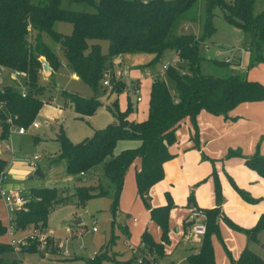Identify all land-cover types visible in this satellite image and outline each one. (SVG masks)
<instances>
[{"label":"trees","instance_id":"obj_1","mask_svg":"<svg viewBox=\"0 0 264 264\" xmlns=\"http://www.w3.org/2000/svg\"><path fill=\"white\" fill-rule=\"evenodd\" d=\"M197 0H0V71L3 68L21 71L29 87L27 96L13 85L0 84V100L6 102L7 111L17 125L29 126L36 120L44 101L41 98L44 87L40 83L43 68L40 56L46 57L54 70L62 61L46 42L51 37L57 42L63 58L80 79L90 85L95 95L84 97L78 93L63 91L80 118L92 115L102 102L98 98L105 71L115 67L114 59L119 56L149 53L153 58L145 67L155 66L169 50H175L181 60L182 74L175 66H170L166 78L158 77L152 82L149 115L144 121L129 119L135 107L129 100L125 111L120 109L118 98L108 108L118 119L116 123L97 129L92 137L74 143L61 129L58 140L61 152L57 159L66 161L70 174L83 175L102 164L105 175L115 184L113 213L119 207L120 195L128 169L136 168L138 194L149 207L152 222L160 227V237L156 240L147 228L139 247L143 258L157 259L167 254L170 243V217L175 202L169 198L167 204L153 207L151 189L165 175L164 165L175 155L171 147L180 142V130L189 123L190 147L200 148L201 129L199 115L206 111L224 118H234L231 112L240 104L264 100V85L242 77L230 62L204 57L200 53L201 43L216 32L215 10L223 11L224 19L251 35L250 48L256 54L255 60L264 59V9L255 12L257 0H206V17L200 36L193 33H176L175 27L185 17ZM94 8L76 9V4ZM192 21L195 18H190ZM57 22L72 24V32H59ZM188 29L187 26L185 30ZM100 40H108V52L103 53ZM259 55V56H258ZM209 62L223 68L222 74H212L203 70ZM237 65V64H235ZM144 66V65H143ZM112 90L118 94L125 89L123 80H116L113 70ZM168 78V80H166ZM176 91L172 92L169 82ZM104 90V89H103ZM2 134L0 141L9 136L10 125L7 114L0 112ZM137 139L135 147L114 153L122 140ZM240 157L245 165L264 178V154L257 149L252 155L244 156L240 150H230L226 158ZM215 206L200 208L191 195L189 209H203L206 214V232L202 237L199 251L187 256V264H217L213 237L220 235V220L226 218L223 211V193L219 172L215 166ZM9 161L0 157V174L7 169ZM225 165H223V169ZM246 199L250 196L240 190ZM109 191L102 184L76 185L74 196L79 206H84L94 197L106 196ZM30 198L26 208L15 218L16 231L29 233L35 229H47L51 213L59 205L70 202L69 196L62 195L56 187H31L26 192ZM190 222V221H189ZM185 220L184 225L191 224ZM234 225V224H233ZM264 229V214L252 228L245 229L248 240H256ZM7 226L0 218V264H20L12 246L1 238L6 235ZM38 244L30 241L23 247L25 252H37ZM110 259V256L107 258ZM104 252L94 257L83 258L82 264H103ZM114 264H136L133 259H119L116 253L111 258ZM140 264H152L149 259ZM232 264H264V259L246 246Z\"/></svg>","mask_w":264,"mask_h":264},{"label":"rangeland","instance_id":"obj_2","mask_svg":"<svg viewBox=\"0 0 264 264\" xmlns=\"http://www.w3.org/2000/svg\"><path fill=\"white\" fill-rule=\"evenodd\" d=\"M73 7L76 9L94 10V8L85 6L82 3ZM263 9L264 0H257L255 12L258 13ZM205 17L206 0H197L186 16L179 20L174 30L176 33L185 32L200 36ZM190 18H195V20L192 21ZM62 26L60 27L65 29L64 27H68L69 24L66 23ZM186 26L188 29L185 30ZM214 26L216 27V32L212 37L204 41L210 45V48L206 49L201 43V55L219 60L230 58L232 62L240 63L237 66L234 65V70L242 77L264 85V59L255 60L257 56L250 49L252 47L251 35L229 24L223 17V11L219 8L215 10ZM45 40L62 61L63 53L58 50L57 42L49 36ZM99 42L102 52L107 53L109 41L100 40ZM218 44L223 50L221 54L215 55ZM262 55H264V46ZM126 58H140L143 64L136 66L138 62H133L130 59L126 63L120 61L121 63L119 64L121 66H116L115 64L113 70L116 80L122 81L124 79L125 89L118 94V92H113L112 88L108 87L112 95L109 97L104 96L106 92L103 90L105 87L102 83L103 89L98 93V98L103 105L92 115L83 116L82 118L78 116L73 106L69 105L67 108L64 106L65 96L63 91L66 90L78 93L84 97H91L95 95V92L90 85L81 79H74L71 70L64 67L58 70L52 78H46L41 75L40 83L45 86L41 98L48 106L43 108L42 112L44 115L38 114L36 118L40 128L29 127L25 135L11 133L12 139L9 140V133V136L3 139L1 147L3 157L10 162L12 161V155L5 150L4 142L7 141L12 144L23 173L22 177H19L15 172L8 169L7 176L9 179L7 178V180L13 183V186L23 192H27L31 187L54 186L62 195L69 196L72 199L68 204L57 206L49 217L48 226L53 229L55 234L63 235L61 239L64 241L62 242L60 239L58 241L55 238L56 245H54L52 250L40 249L37 243L39 249L37 252H25L23 254L24 264H82L83 258L94 257L101 251L106 254V260H104L103 264H114L111 260L114 253L119 259H133L136 264H139L137 263L139 258L143 260L149 259L152 264H170L171 257L168 255L157 259H153L150 256L143 258V254L139 250L144 231L149 228L156 236L160 233V227L152 222L149 207L138 194L134 165L127 171L124 187L120 195L119 207L114 214L113 200L116 186L105 175L102 164L95 166L85 175H74L67 171L65 160L57 159L61 152V144L58 140V134L61 129L74 143L92 137L97 129L105 128L118 121L108 108V105L117 98L120 109L123 111L127 109L129 100L132 102L135 107L132 120L144 121L147 119L153 77L152 75L146 76L142 69L146 68L145 65L149 63V59L153 58V55L149 53L128 54ZM172 61L175 62V67L182 73L183 68L179 65L182 62L176 55L175 50L167 51L161 61L152 67V70L155 71H150L152 73L158 72L163 64ZM126 70H128L127 75ZM203 70L218 75L224 73L223 68L209 62L204 63ZM120 72H123L125 76L119 77ZM130 77L142 78V87L139 95L143 101L140 103H137V94L131 89L132 81ZM110 79L112 80V78ZM168 82L171 91L175 92L174 84L170 81ZM50 84H55L56 88H49L51 87ZM56 106L64 107L62 116L57 118L54 112L52 113V110H54L52 108ZM45 112H49V115ZM208 114L211 116V120L217 123L212 124L210 122V125L222 133L219 140H225L221 145L223 150H220L219 146L217 147V150L223 155L219 154L216 157L219 158L217 160L208 151L205 150L203 152L200 148L186 150L183 154H180L182 152L180 151L177 160L173 161L175 159L173 158L168 161L164 178L153 190L151 189V205L153 207L165 205L171 197L176 204L175 213H179L189 209L188 204L191 200V195H194L196 203L198 204L199 202L201 204V206L198 204L200 208H212L208 205L211 199V189H213L212 194L214 193L213 197L215 200V182L212 177L214 159L216 160L215 166L220 175L219 179L224 195L223 211L231 221L230 223L226 218H222L220 220L221 238L213 237L217 264H232V258H237L243 248V243L247 244L250 249L264 259V229L258 233L256 240H248V235L245 232V229L254 227L260 216L264 214V180H252L246 176L245 172H240L237 176L236 173H228L226 171L227 165L225 164H228L229 159L222 160L227 157L230 150H239L237 148L243 150L244 156H249L257 149L263 154L264 100L245 103L237 107L234 115L239 118L233 116L234 118L226 119L212 113ZM202 121L203 124H207L206 120L202 119ZM1 123L0 120V136L2 134ZM182 130L186 133L187 128L184 126ZM139 143L140 141L137 139L122 140L114 153L116 154L125 148L135 147ZM35 154H38L40 159L36 160V166H32L30 161ZM223 165H225L224 169ZM93 184H102L109 191L108 195L94 197L88 200L84 206H79L78 200L74 196L76 185ZM240 190L246 192L251 199H246ZM78 218H82V222L75 224V220ZM187 219L186 217L185 220ZM94 226L97 227V231H93ZM66 227H71L73 231L71 233L65 232ZM182 227L184 231L182 235L185 236L187 234L188 237L180 242L174 253L175 264H187V256L192 253L189 247L199 249L201 246L199 240L195 239L193 234H189L191 224L184 225L183 223ZM49 231L51 232V230ZM172 231L171 227V241L166 245V248L172 243ZM24 234L25 232L21 231L20 235L16 236H23ZM66 237L69 239L65 240ZM59 243H61L62 247H60ZM131 246H134V248L132 249ZM65 250H68L71 256L64 255ZM109 256L110 259H107Z\"/></svg>","mask_w":264,"mask_h":264},{"label":"crops","instance_id":"obj_3","mask_svg":"<svg viewBox=\"0 0 264 264\" xmlns=\"http://www.w3.org/2000/svg\"><path fill=\"white\" fill-rule=\"evenodd\" d=\"M66 23H68V22H57L56 23V25H55V27H56V29L59 31V32H62V33H64V34H69L68 32H72V24H70V23H68L69 24V26L68 27H64L65 29H63V28H61V27H63L62 25L63 24H66ZM61 26V27H60ZM47 42V41H46ZM218 47L216 48V50H215V55H218L217 54V52H218V50H219V48H221L220 47V44H218L217 45ZM210 48V47H209ZM58 50H60L61 51V48H60V46L58 45ZM176 55L178 56V54L176 53ZM126 56L127 55H123V56H119V57H116L115 59H114V63L116 64V66H121V64H119V63H121L120 61H122V63H126V61L128 60L129 61V59L130 60H133V62H138L137 64H136V66L137 65H139V64H143L142 63V61H141V59L140 58H126ZM44 57V56H43ZM45 59H46V57H44ZM64 58L62 57V63H61V65H60V67L57 69V70H54L53 68H52V66L50 65V70H48V71H45V70H43V71H41L42 72V76H44V77H46V78H49V77H53L54 76V74L56 73V72H58V70H60L61 68H66V69H69V70H71V72H72V76H73V78L74 79H80V76L75 72V71H73L69 66H67V64H66V62H65V60H63ZM152 58H150L149 60H151ZM47 60V59H46ZM175 60V59H174ZM173 62V61H172ZM50 64V63H49ZM235 64H240V63H236V62H232V67H233V69H234V65ZM237 65H235V66H237ZM151 68V69H150ZM143 71H144V73H145V75L146 76H150L149 75V73L151 74L152 72L151 71H155V70H152V67H146V68H144V69H142ZM151 70V71H150ZM157 71V70H156ZM148 72V74H146ZM127 73H128V70H126V75H127ZM142 73V72H141ZM156 73V72H155ZM130 79H131V89H132V86H133V84H137L138 86H140V89H141V87H142V78H140V77H138V78H131L130 77ZM25 80V77L23 76V75H21V76H17L16 74H15V71H12V70H10V69H3L2 71H1V73H0V84H8V85H13V86H18V85H21V83L23 82ZM124 80V79H123ZM41 85H43V84H41ZM44 86V85H43ZM50 86L51 87H49V88H52V89H54V88H56L55 87V84H50ZM104 87H105V94L106 95H104V96H110V95H112V94H110V92H109V88L107 87V86H105L104 85ZM46 89H48L47 87H46ZM65 91V90H64ZM69 92V91H68ZM72 93H75V92H72ZM138 95L139 94H137V97H138ZM65 96V95H64ZM114 101V100H113ZM136 101H137V103H140V102H142L143 101V99L141 100V101H138L137 100V98H136ZM247 103H251V102H247ZM44 104H45V102H44ZM65 105V107L67 108V106H69V105H71V106H73V104L71 103V100L67 97V96H65V103H64ZM243 104H245V103H242V104H240V105H243ZM53 105V104H52ZM240 105H238L237 107H239ZM46 106H48V104H45L42 108H41V110H40V112H39V114H41V115H44L43 114V108L44 107H46ZM236 107V108H237ZM74 108V107H73ZM236 108L231 112V116L233 117H236V118H239V117H237V116H235L234 114H235V110H236ZM52 109H54V110H52V113L54 112V115H55V117L57 118V117H60V116H62V113H63V110H64V107L63 106H56L55 108H52ZM135 112V111H134ZM133 112V113H134ZM47 115H49V112H45ZM133 113H131L130 115H129V119L130 120H132L133 119V117H132V115H133ZM209 112H206V111H203V112H201L200 113V115H199V118H198V120H199V125H200V129H201V142L203 143V145H202V147H201V150L203 151V152H205V150L206 151H208V153L211 155V156H213L214 158H216L217 156H219V154L220 155H223L221 152H219L218 150H217V147L219 146V149L221 150L223 147H221V145L223 144V142L225 141V140H219V139H221V136H222V133L221 132H219V131H217V130H215L214 128H213V126H211L210 125V122L212 123V124H215L214 123V121H212L211 119V116L208 114ZM148 115H149V109H148ZM223 117V116H222ZM148 118V117H147ZM202 119H204V120H206V122H207V124L206 123H204L203 124V121H202ZM225 122H226V120H225ZM227 122H229V121H227ZM217 124V123H216ZM228 125V124H227ZM186 128H187V131H186V133L185 132H183V130L181 129L180 130V132H179V134H180V142L178 143V144H175V145H173L172 147H171V151H172V153H174V157L173 158H175L173 161H175V160H177L178 158H179V152L180 151H182L180 154H183L186 150H189V149H192L191 147H190V140H189V138H190V128H191V126H190V124L189 123H187V124H185L184 125ZM217 126V125H216ZM37 128H40V124H39V127H37ZM183 128V127H182ZM188 132V133H187ZM13 134H18V133H13ZM13 134H12V136H13ZM26 134V133H25ZM25 134H19V135H25ZM10 138L12 139V137L10 136ZM203 140V141H202ZM255 140V139H254ZM218 141H220V142H218ZM2 142L3 141H0V144H1V147H2ZM5 143V142H4ZM260 147H261V145H260ZM237 149H239V150H241L242 151V153L243 154H245L244 152H243V150L241 149V148H237ZM223 150V149H222ZM251 151H252V149H251ZM251 151H248V152H251ZM190 152V151H189ZM262 152H263V154H264V147H262ZM14 153H15V151H14ZM253 154V153H252ZM252 154H250V155H252ZM12 155V154H11ZM38 155V154H37ZM247 155V154H246ZM249 155V156H250ZM172 158V159H173ZM40 159V158H39ZM217 160L219 159V158H216ZM167 163H168V161L165 163V165H164V170L166 169V166H167ZM225 165H227L226 166V168H227V172L228 173H236V176L240 173V172H245L246 173V176H248L250 179H252V180H255V179H257V181H259V179H261L262 181L264 180V178H262V177H260L259 176V174L256 172V171H254L253 169H251L250 167H248L247 165H245L244 163H243V161H242V158H240V157H233V158H231V159H229V161H228V164H225ZM20 166H21V164H19L18 163V160H17V156H16V153L14 154V156H12V161L10 162L9 161V164H8V169H9V171H13V172H15V174L17 175V176H19V177H22V170L20 169ZM136 169V168H135ZM136 171V170H135ZM248 171H251V172H248ZM136 173V172H135ZM83 175H85V174H83ZM9 179V178H8ZM8 181V180H7ZM158 184V183H157ZM157 184L156 185H154L153 186V188H152V190L157 186ZM7 185L8 186H11V187H16V186H13V183H11L10 181H8V183H7ZM17 188V187H16ZM30 190V189H29ZM28 190V191H29ZM212 192H213V189H211V199H210V203H209V207H214L215 206V200H214V193L212 194ZM254 192V191H253ZM153 193V192H152ZM197 202H198V199H197ZM198 204L201 206V204L198 202ZM176 209L177 208H174V210L172 211V213H171V217H170V224H171V222H172V224H171V227H172V229H173V231H172V243L168 246V248H167V254H168V256L169 257H171V260L169 261V263L170 264H173L174 263V253L176 252V250H177V248L179 247V245H180V242H182L183 240H185L188 236H187V234L185 235V236H183L182 235V233L184 232L183 231V227H182V225H183V223H184V220L186 219V217L188 218V216H189V213H190V211H191V209L189 210V209H185V210H183V211H180L179 213L177 212V213H175L176 212ZM6 217H7V213H6V210H5V207H4V204H3V202L2 201H0V218H1V220L4 222V223H6ZM187 221H188V219H187ZM175 222V223H174ZM177 222V223H176ZM49 223V222H48ZM48 230H51V232H53V234L56 236V239L58 240V239H60L61 241H62V239L61 238H63V235H57V234H55V232L53 231V229H51V227L50 226H48V228H47ZM160 231V230H159ZM20 233H21V231H16L13 235H20ZM24 233V232H23ZM152 234L154 235L155 233L152 231ZM182 235V236H181ZM12 235H10V234H8V233H6V235H4L2 238H1V240H3V241H5V242H8V240H9V238L11 237ZM65 236H67V235H65ZM179 236H181V237H179ZM154 237H155V239L156 240H159V237H160V233L158 234V235H154ZM8 238V239H7ZM243 239V238H242ZM59 241V240H58ZM60 241V242H61ZM199 243L201 244V241H199ZM245 245V246H244ZM246 246H248L247 244H242V250L240 251V253H239V255L237 256V258L240 256V254H241V252L243 251V249H244V247H246ZM189 249H191V251L190 252H197V251H199V249L198 248H194V247H189ZM44 256V255H43ZM167 256V257H168ZM216 261H217V258H216ZM175 264V263H174Z\"/></svg>","mask_w":264,"mask_h":264},{"label":"built area","instance_id":"obj_4","mask_svg":"<svg viewBox=\"0 0 264 264\" xmlns=\"http://www.w3.org/2000/svg\"><path fill=\"white\" fill-rule=\"evenodd\" d=\"M202 44L206 49L210 47V45L207 42H202ZM222 50H223L222 47L219 48L217 54H221ZM225 61L230 62L232 64V60L230 58H226ZM175 65H176L175 62H166L165 64H163L162 68H160L158 72L151 74L149 73V75H152L153 81L158 77L164 78L166 76L169 67ZM43 70L44 69L42 68L41 71ZM112 73L113 70L111 68L107 69L105 71V78L103 80V84L110 88H112L113 86L112 80L110 79L113 78ZM184 73H185V69H183L182 71V74ZM15 74L17 76L23 75L25 77V74L18 70L15 71ZM146 74H148V72ZM123 75L125 76L123 72L119 73V77ZM16 87L21 91L22 96L25 97L28 95L29 87L25 80L21 83V85H18ZM140 90H141L140 86H138L137 84H133L132 91L134 93L139 94ZM137 100L141 101L142 97L138 95ZM0 112H5L7 114V122L10 125V136L11 133H15V132L19 134H25L27 133L29 127H33V128L39 127V122L36 120L33 121L29 126L17 125L15 123V120L17 119L18 116L13 117L10 113H8L5 101L0 100ZM9 140H11V138ZM5 150L7 153L12 154V156H14L13 146L11 143L7 141L5 142ZM0 157H3L1 144H0ZM38 159H39V155L35 154L33 159H31L30 164L32 166H36V160ZM7 173H8V167L0 174V201L3 202L7 213L6 223H5L7 226V233L12 235L9 238L8 243L12 246L13 252L19 257L20 264H24V260L21 259L22 250L24 246H27L30 243V241H35L39 244L40 249L52 250L54 248V245H56L55 244L56 236L53 234V232H50L48 229H35V228L31 230L29 233H25L23 236L13 235L16 232V228H15L16 215L20 210L26 208V204L27 202H29L30 198L27 197L26 192H23L21 189L7 185V178H8ZM205 218H206L205 211L203 209H198V208L192 209L188 216V221L191 222V229L189 234H193V236H195V239H198L199 241L202 240V237L206 232ZM72 231L73 230L71 227L65 228V232L67 233H71ZM93 231H97L96 226L93 227ZM68 239H69L68 237L65 238V240ZM59 244L60 247H62L61 243ZM131 248L133 249L134 246H131ZM64 255L71 256V253L68 250H65ZM142 262L143 259L139 258V261L137 263L140 264Z\"/></svg>","mask_w":264,"mask_h":264},{"label":"water","instance_id":"obj_5","mask_svg":"<svg viewBox=\"0 0 264 264\" xmlns=\"http://www.w3.org/2000/svg\"><path fill=\"white\" fill-rule=\"evenodd\" d=\"M40 60L42 62V66H43V69L45 71H48L50 70V64H49V61L46 60L43 56H40ZM190 204V202H189ZM82 222V218H78L77 220H75V224H80Z\"/></svg>","mask_w":264,"mask_h":264}]
</instances>
